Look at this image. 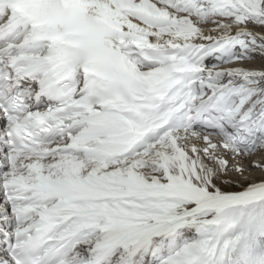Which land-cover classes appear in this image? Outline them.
<instances>
[{
  "label": "snow or ice",
  "instance_id": "snow-or-ice-1",
  "mask_svg": "<svg viewBox=\"0 0 264 264\" xmlns=\"http://www.w3.org/2000/svg\"><path fill=\"white\" fill-rule=\"evenodd\" d=\"M0 264H264V0H0Z\"/></svg>",
  "mask_w": 264,
  "mask_h": 264
},
{
  "label": "rangeland",
  "instance_id": "rangeland-1",
  "mask_svg": "<svg viewBox=\"0 0 264 264\" xmlns=\"http://www.w3.org/2000/svg\"><path fill=\"white\" fill-rule=\"evenodd\" d=\"M256 63L259 64V60H257ZM253 175L255 178L259 179L261 174L259 172H254Z\"/></svg>",
  "mask_w": 264,
  "mask_h": 264
}]
</instances>
